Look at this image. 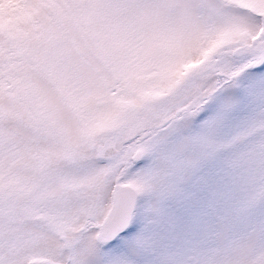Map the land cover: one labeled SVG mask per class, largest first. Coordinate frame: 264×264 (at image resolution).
Segmentation results:
<instances>
[{"label":"snow or ice","instance_id":"6c2138e0","mask_svg":"<svg viewBox=\"0 0 264 264\" xmlns=\"http://www.w3.org/2000/svg\"><path fill=\"white\" fill-rule=\"evenodd\" d=\"M0 264H264V0H0Z\"/></svg>","mask_w":264,"mask_h":264}]
</instances>
